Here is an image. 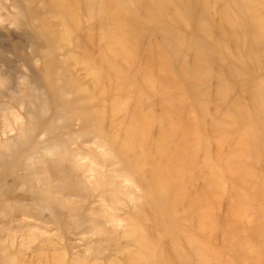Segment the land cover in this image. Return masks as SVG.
I'll return each instance as SVG.
<instances>
[{
    "label": "rangeland",
    "instance_id": "rangeland-1",
    "mask_svg": "<svg viewBox=\"0 0 264 264\" xmlns=\"http://www.w3.org/2000/svg\"><path fill=\"white\" fill-rule=\"evenodd\" d=\"M0 264H264V0H0Z\"/></svg>",
    "mask_w": 264,
    "mask_h": 264
}]
</instances>
